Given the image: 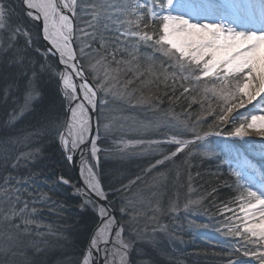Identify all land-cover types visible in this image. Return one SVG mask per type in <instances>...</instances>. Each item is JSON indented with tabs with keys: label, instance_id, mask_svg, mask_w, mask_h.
I'll list each match as a JSON object with an SVG mask.
<instances>
[{
	"label": "snow or ice",
	"instance_id": "1",
	"mask_svg": "<svg viewBox=\"0 0 264 264\" xmlns=\"http://www.w3.org/2000/svg\"><path fill=\"white\" fill-rule=\"evenodd\" d=\"M20 3L21 15L13 23L10 0H0V58L6 57L9 65L19 70L18 79L24 81L25 107L42 100L45 80L55 79L61 107L67 105L64 119L61 121L58 115L55 118L45 115L42 127L35 135H39L41 130L50 129L58 137L62 150L67 153L91 145V155L97 156L99 150L92 133L95 131L99 135V131L98 127L92 125L90 113L105 103L99 100L101 94L107 95L114 88H122L126 92L133 83L127 80L121 84L119 69H113L112 64H130L136 58L134 54L129 53L132 60L118 61L116 54L120 50L115 44L114 50L108 53L107 46L101 41L93 55L92 45L97 43L96 36L87 28L94 29V24L81 28L80 36L76 35L74 22L78 13L90 14L92 20L100 21V10L106 7L117 16L114 23L120 38L118 42L130 43L134 51L140 46L150 47L174 59L173 67L180 72L190 73L181 76V80L191 83L194 79L197 83L206 84L204 100L210 95L211 100L217 102L215 109L209 103L204 112V117H211L214 121L209 125L210 129L233 125L230 131L224 128L219 132L205 131L201 135L195 127L185 123L184 132L192 133L191 140L173 137L171 141L154 142L176 146L175 152L165 156V160L183 152L191 144L205 147L204 142L212 134L223 135L226 132L228 137L243 141L249 137L250 130H254L264 140V107H261L264 105V0H260L258 13L254 11L255 6L245 3V0H143V3L137 0L135 4L130 2L119 8L116 5L105 6L94 0H20ZM107 19L111 20V16L108 15ZM153 21L158 25L157 29H153ZM89 40L88 43L81 42ZM100 49H104V52ZM16 79H13V85ZM167 79L165 75L164 80ZM172 79L175 84V73ZM192 90L183 87L181 95ZM149 99L141 96V102H149ZM193 103H196L195 98ZM247 105H251L257 114L245 117L238 125L233 124L236 119L232 115L233 111L246 108ZM23 115L21 110L19 114L13 113L12 119L17 120ZM197 120L201 121L202 118L198 116ZM202 122L207 123V119L204 118ZM233 150V143L226 142L223 145L225 154ZM65 159L71 161L73 156L66 155ZM161 163L163 161H157V164ZM94 168L95 165L86 166L88 175L84 188H76V194L86 197L82 201L81 211L92 208L99 219L82 264H89L90 257L98 254L102 248L105 253L102 264H108L109 244L121 249V260L124 261L130 244L120 239L122 226L109 210V193L105 191ZM233 174L237 181L246 179L245 184L239 185L246 192H241L231 201L236 207L223 204L220 215L228 222L224 230L243 241V256L252 257L257 264H264V174L260 177L261 187L256 190H253V177L246 178L244 172L236 169ZM6 182L11 183V179ZM59 182L69 183L63 177ZM18 183L26 182L21 180ZM8 191H5L7 200L4 206H0V212L6 221L26 234L29 226L35 225L30 217L37 210L32 207L29 211V204L21 201L19 189H16L14 197L9 196ZM13 199L15 203H9ZM21 203L23 206L19 207ZM187 208L188 205H185ZM172 210L175 211V206ZM127 211L126 208L120 209L121 214H127ZM225 213L228 215L225 216ZM117 227L121 230L117 231ZM106 234L108 239H105ZM112 235L117 237V241L112 240ZM12 241L13 238L8 237L7 246L0 249V255L7 258L14 247ZM235 251L239 252L240 248ZM92 264H96L95 260H92ZM230 264L238 262L231 261Z\"/></svg>",
	"mask_w": 264,
	"mask_h": 264
},
{
	"label": "rangeland",
	"instance_id": "2",
	"mask_svg": "<svg viewBox=\"0 0 264 264\" xmlns=\"http://www.w3.org/2000/svg\"><path fill=\"white\" fill-rule=\"evenodd\" d=\"M94 2L105 6L116 5L119 8L130 2L135 4L137 0H94ZM139 2L143 3V0H139ZM181 2H187V0H181ZM245 3L254 5V11L258 13L260 0H245ZM100 15V21H94L91 19L90 14L79 13L81 28H86L88 24L95 25L94 29L87 28L89 32H94L96 36L97 43L92 45L93 55L95 50L98 49L96 44L99 47L101 41L107 46L108 53H111L114 50L113 44L108 42L106 38L109 35L118 38L114 23L117 16L113 14V10L106 7L100 10ZM108 15L111 16V20L107 19ZM153 28L157 29L155 26ZM78 33L80 36V32ZM81 42L88 43L90 40ZM116 43L115 47L123 52L126 57L125 61L132 60L129 53L134 54L136 58L130 64H112V68L119 69L121 84L127 80H132L133 83L126 91L128 96L124 94L125 91L122 88H114L111 93L99 96V100L105 102L96 108L99 135L95 132L93 138L97 141L99 151L96 157H93L91 151H89L86 160L88 166L95 165L94 171L98 178L99 158L104 155H110L123 163H132L137 166L130 173H124L117 178L123 180L129 174L136 176L128 181L126 180L124 184L116 188L113 192V202L110 200V194L108 196V201L118 212V221L122 226L123 242L130 244L126 264L128 262L129 264H153L150 258H157L159 261L167 260L173 264H230L231 261L238 262V264H257L252 257L242 255L243 248L241 244L243 241H239L238 238L233 237L231 233L224 230L225 224L228 222L220 215L223 205H212L207 202L208 193L204 191L201 174L211 173L221 176L226 183H230L229 187L237 197L241 192H246V189L239 187V185L246 183V179L237 181L233 174L234 169L240 170L245 173L246 178L253 177V190L259 189L261 187L260 177L264 174V140L258 132H251L253 135H249L243 141L228 137L226 132L223 135L212 134L204 142L205 147L201 148L191 144L183 152L165 160V156H170L172 152H175L176 146L172 143L157 144L154 142L171 141L173 137L191 140L193 136L189 135L192 133L184 132V124L195 127L199 132L200 122L204 118L203 115L209 106L211 97L209 95L207 100H204V103L200 104L197 109L189 108L187 112L184 109L181 112L172 108L167 110H161L157 107L150 108V101L143 103L139 98L141 96L151 98L150 94L145 93L146 84H149L146 80L148 79L150 82V78L154 77V80H156L160 76L164 79L165 75L168 77L175 73L176 81L189 86L190 89H194L189 92V96L193 98L202 96L203 99L206 84L197 83L194 79L191 83L181 80V76L190 75V73H182L176 68L174 69L175 60L168 57V62L166 61L168 66L166 67H171L172 70L160 69L155 64L153 70L149 67L150 73L137 74L138 72L135 71L134 66L139 65L144 58L148 61L147 55L150 53L143 51L145 46H140L138 50L134 51L130 43ZM125 49L127 51H124ZM100 51L104 52V49H100ZM116 59L121 60L119 52L116 54ZM163 66L165 65L163 64ZM145 78L147 79L143 81ZM138 89L141 91L138 92ZM130 98L131 101H129ZM9 100L13 104L12 109L19 102H23L16 111L19 108L28 109L30 105L29 103L25 107V96L21 101ZM188 102L190 105L195 104L192 100ZM64 105L66 111L67 105ZM261 107H264V105ZM11 110L8 111L12 112L13 110ZM251 114H257L253 111L251 105L234 110L232 115L236 119L233 124L238 125L245 117L250 118ZM198 116L203 117H201V121L197 120ZM105 125L108 127L105 128ZM232 126L229 125V127ZM226 142L234 144V150L227 154L222 151ZM62 152L64 157L66 155L73 156V152L67 153L65 150H62ZM206 152L207 154H205ZM14 158L16 159L18 156L16 155ZM65 161L72 169L74 177L72 179L62 175L59 177L68 180V184L61 183L68 186L76 194V188L83 189V187L77 181L78 178L72 160ZM157 161H163V163L157 164ZM182 164L184 165L181 166ZM80 170L82 172V169ZM198 171L201 172L198 173ZM84 181L83 179V186ZM25 184V190H21L20 187L19 194L30 191V182ZM15 189L12 193L10 185L0 186V206H4L7 200L5 191L10 190L8 195L14 197L17 194ZM105 191L109 193L107 190ZM78 196L81 208L82 201L86 197L83 194ZM30 198L27 200L29 211H31ZM190 201L198 203H189ZM9 203H15V200L13 199ZM228 204L229 207H236L231 201ZM37 205L42 206L43 204L37 202ZM185 205H188L187 210ZM22 206L23 203L19 205V207ZM173 206H175V211L172 210ZM121 208L128 209L127 214H121ZM227 215L225 213V216ZM36 216L38 220L34 219ZM30 218L35 221V225L29 226L25 234L24 230L16 229L14 224L6 221L4 214L0 212V249L7 246L8 237L13 238L12 243L14 244L7 258L0 255V264H26L31 259L28 257L27 252L40 253L48 247L41 240L44 231H42L43 226L41 220H39L40 216L34 215ZM15 223H20V221ZM97 224H99V219ZM229 226L231 225L229 224ZM118 229L121 230V228ZM55 235V238L63 237L61 233H55ZM105 239H108V235ZM36 240L38 242L34 245ZM237 248H240L239 252L235 251ZM86 251L87 246L83 255H86ZM82 261L79 264H82Z\"/></svg>",
	"mask_w": 264,
	"mask_h": 264
},
{
	"label": "trees",
	"instance_id": "3",
	"mask_svg": "<svg viewBox=\"0 0 264 264\" xmlns=\"http://www.w3.org/2000/svg\"><path fill=\"white\" fill-rule=\"evenodd\" d=\"M10 7L13 9V23H15L16 18L21 15L20 10L22 6L20 5V0H10ZM75 26L77 29L76 35L79 37L78 32H80L81 28L79 13L75 20ZM154 26L158 28V25L153 21L152 27ZM106 39L114 45L119 41V36L118 38H113L109 35ZM22 43L23 41H21V45ZM96 46L98 48L97 44ZM143 51H148L150 54L147 55L148 61L144 58V60H141L143 64H140V62L139 65L134 66L135 71L138 72L137 74H141L142 72H146L147 74L150 73V70H148L150 69L149 67L153 70L155 64L157 65L156 67L160 69L167 68V57L153 51L150 47H144ZM118 52L121 55V59L125 60L126 57L123 55V52H121V50ZM110 58L111 57H109V59ZM163 64L165 66H163ZM167 69L172 70L171 67ZM146 73L145 75H147ZM18 77L19 70L10 66L6 57L0 58V186L5 187L6 184L10 185L13 193L14 188L20 190L21 187V190H25L26 184H20L18 181L23 180L31 184V189L28 192L29 194L22 191L23 193L19 195L21 201L26 202L31 197V209L32 207L36 208L37 211L35 215L40 216L39 220H41V225L43 226L42 231L44 232L41 235L42 243L45 242L48 247L40 253L27 252L31 261L28 260L26 264H79L80 261H82L91 232L98 218L91 208L81 211L79 196L73 193L68 186L59 182L60 175L72 179L74 173L68 166L67 161H65L66 159L55 133L49 129L47 131L41 130L39 135H35V133L41 129L45 115L52 118L58 115L62 121L64 119L63 113L65 112V105L61 107L62 102L57 92L58 86L55 79H46L44 83L43 99L39 102L30 103L28 109L19 108V110L16 111L18 106L22 105L23 102L21 100L25 96L23 89L24 81L18 79ZM143 77L145 76L143 75ZM14 78H17L15 85H13ZM162 78L163 77L160 76L159 80L156 79V81L154 77H152L150 78V82L147 78L143 80L145 81L147 79L146 81L149 83L146 84L147 89H145V93L147 95L150 94V108L157 107L161 110L172 108L178 111L180 110L181 112L182 109H184L185 112H187L189 108L193 110L197 109L201 101L204 100L202 96H199L195 98L196 103L190 107L188 101H193V97L188 95L189 92L181 95L183 87L189 86L179 81L173 84L172 76H168L166 81ZM202 83L203 82L200 84ZM140 91L141 90L138 89V92ZM124 94L127 95V92ZM135 95L137 94L135 93ZM139 98L141 99V97ZM9 99H15L21 102L16 104V106L13 107L14 109H12L13 104ZM131 100L130 98L129 101ZM209 101L211 107L215 109L217 102L211 99ZM132 103L134 104L135 102L133 101ZM51 109H55V111H50ZM21 110L24 112L22 118L13 120L12 114H19ZM204 118L207 119V123L200 122V134L205 131L219 132L223 131L224 128H227L229 131L231 130L229 125L210 129L209 125L214 123L213 119L211 117ZM9 121L11 122L6 124ZM189 136H192V134ZM29 153H31V155H28ZM16 155L18 158L15 159L14 157ZM99 159V168L97 169L99 170V178L105 190L109 192L110 200L112 201L114 198L113 192L116 188L124 184L126 180L128 181L136 176L129 174V176L123 180L117 178L124 173H130V171L136 169L137 166L132 163H123L110 155H104ZM17 161H19L18 164ZM13 165L17 166L13 167ZM183 165L184 164L181 166ZM200 172L201 171H198V173ZM201 175L204 191L208 193V203L212 205H223L225 203H230L232 199L234 200L236 198V194L232 193L229 187L230 183H226L221 176L211 173ZM9 178L11 179V183L6 182ZM37 202H42L43 205L38 206ZM37 218V216L34 217L35 220H38ZM55 233H61L63 237L59 236L55 238ZM37 242L36 240L34 245L37 244ZM23 244L25 245L24 241ZM150 260H152L151 262H153V264H173L167 260L159 261L157 258H150Z\"/></svg>",
	"mask_w": 264,
	"mask_h": 264
},
{
	"label": "water",
	"instance_id": "4",
	"mask_svg": "<svg viewBox=\"0 0 264 264\" xmlns=\"http://www.w3.org/2000/svg\"><path fill=\"white\" fill-rule=\"evenodd\" d=\"M96 116H97V114H96V108H95V109H92V112H91L92 125L94 126V128L97 127V117ZM94 134H95V131L92 133V136L93 137H94ZM90 147H91V145H89L87 148L77 149V150H75L73 152L72 165H73V168L75 169L74 171H76V174H77V178H78L77 181H79V184L83 188H84V186H83V177H82V172H81L80 169H82L84 166L85 167L88 166L86 159H87V156H88V153H89V150H90L89 148ZM93 199H95L94 196H93ZM107 203L110 205L109 210L112 212V215L114 217H116V219L118 220V212H117V210L112 206V204L109 201H107ZM119 224H120V222H119ZM97 225H96V227H97ZM96 227L94 228V230L96 229ZM118 228H120V227H117L116 230L117 231H120ZM93 231H92V233H93ZM92 233H91L90 238L92 237ZM90 238H89V240H90ZM111 238H112L113 241H117V237L115 235H112ZM120 239L123 241L122 236L120 237ZM88 244H89V241L87 243V251H86V254L88 253ZM110 247L113 248V252L119 250V248L116 247L115 244H109V245H107V250H108V264H117L119 261L117 260V257L115 255H113ZM104 255H105V253H104L103 249H101V251L98 254H93L90 257V263L89 264H92V260H95L96 264H102V258L104 257ZM126 257H128V254L126 255ZM126 262H127V260H126ZM127 264H129V262Z\"/></svg>",
	"mask_w": 264,
	"mask_h": 264
},
{
	"label": "bare ground",
	"instance_id": "5",
	"mask_svg": "<svg viewBox=\"0 0 264 264\" xmlns=\"http://www.w3.org/2000/svg\"><path fill=\"white\" fill-rule=\"evenodd\" d=\"M20 5H21V3H20ZM90 116H91V113H90ZM91 121H92V117H91ZM251 132H256V131L250 130L249 135H253ZM97 148H98V146H97ZM78 149H81V148H78ZM89 149H90L89 151H91V148H89ZM85 169H86V167L84 166L82 168V173H83L82 174V177H83L84 180L87 178V175H88V173H87V171ZM106 235H105V237H106ZM101 244H103V241L101 242ZM110 249H111L113 255H115L117 257V260L119 261L117 264H126V260H127V257L126 256H125L124 261L121 260V256L123 255L121 249H119L118 251H114V252H113V248L110 247Z\"/></svg>",
	"mask_w": 264,
	"mask_h": 264
}]
</instances>
